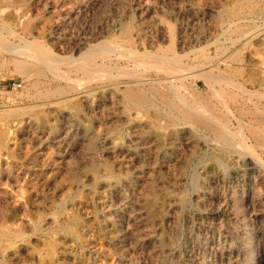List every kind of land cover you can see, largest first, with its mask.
Returning <instances> with one entry per match:
<instances>
[{"label": "rangeland", "instance_id": "rangeland-1", "mask_svg": "<svg viewBox=\"0 0 264 264\" xmlns=\"http://www.w3.org/2000/svg\"><path fill=\"white\" fill-rule=\"evenodd\" d=\"M0 36V264H264V0H0Z\"/></svg>", "mask_w": 264, "mask_h": 264}, {"label": "bare ground", "instance_id": "bare-ground-1", "mask_svg": "<svg viewBox=\"0 0 264 264\" xmlns=\"http://www.w3.org/2000/svg\"><path fill=\"white\" fill-rule=\"evenodd\" d=\"M1 37V36H0ZM24 42H26V41H24ZM23 42V43H24ZM27 43V42H26ZM16 44L14 43V45H11L10 47L11 48H13V46L14 47H17V46H15ZM17 45H19V44H17ZM25 45H27V44H25ZM21 46V45H20ZM102 46H104V45H102ZM25 47V46H24ZM5 48V47H4ZM20 48V47H19ZM25 48H27L28 49V47L26 46ZM30 48V47H29ZM92 48V47H91ZM112 48V47H111ZM114 48V47H113ZM18 49V48H17ZM26 49V50H27ZM93 49V48H92ZM23 50V49H22ZM25 50V49H24ZM24 50H23V52H24ZM29 50V49H28ZM27 50V51H28ZM34 50V49H33ZM36 50H39V49H36ZM89 50H91L90 49V47L86 50L87 52H85V55H87V56H89V58L91 57V58H96V57H98V56H101L102 55V52H101V50H98V49H96V50H98V51H96L95 52V50L93 49L91 52L89 51ZM8 51V53H10V50H7ZM7 51H6V53H7ZM20 52H22L21 50H19ZM27 51L25 52V53H27ZM94 51V52H93ZM104 51V50H103ZM107 51H109V50H107ZM115 51V50H114ZM119 51H121V50H118V52ZM124 51V50H123ZM1 52V51H0ZM17 52H18V50H17ZM20 52H18L17 53V55H21L20 54ZM5 53V52H4ZM25 53H23L24 55H25ZM30 53V52H29ZM109 53V52H108ZM107 53V54H108ZM119 53H121V52H119ZM28 54V53H27ZM30 55V54H29ZM29 55H28V57H29ZM33 55V54H32ZM81 55V54H80ZM15 56V55H14ZM31 56V55H30ZM22 57V56H21ZM25 57V56H24ZM27 56L25 57L26 59L28 58ZM33 57V56H32ZM79 57V56H78ZM78 57H76V58H78ZM9 58V57H8ZM30 58V57H29ZM28 58V59H29ZM45 58V57H44ZM43 58V59H44ZM1 59V58H0ZM15 59V58H14ZM17 59V58H16ZM34 59V58H33ZM48 59V58H47ZM134 59H138V58H134ZM149 59V58H148ZM147 59V60H148ZM18 60H20V59H18ZM42 60V59H41ZM46 60V59H45ZM122 60V59H121ZM127 60V59H126ZM171 60V59H170ZM14 61V60H13ZM35 61V60H34ZM43 61V60H42ZM115 61H116V59H115ZM123 61H124V59H123ZM128 61V60H127ZM150 61V60H149ZM172 61V60H171ZM41 62V61H40ZM46 62V61H45ZM92 62V61H91ZM167 62V61H166ZM10 63V62H9ZM49 63V62H48ZM105 63V62H104ZM164 63H165V60L164 59H162V58H154V60L152 61V64H151V67H152V70H153V74L154 73H158V72H168V67H164ZM169 63V62H168ZM175 63V62H174ZM52 64V63H51ZM78 64V63H77ZM109 64V63H108ZM127 64V63H126ZM129 64V63H128ZM133 64H135V62L133 63ZM147 64H149V63H147ZM167 64V63H166ZM117 65V64H116ZM124 65V64H123ZM146 65V64H145ZM174 65H176L177 66V63L176 64H174ZM14 66V65H13ZM52 66V65H51ZM53 66H55V65H53ZM15 67V66H14ZM132 67V66H131ZM172 67V66H171ZM21 69V68H20ZM51 69V68H50ZM75 71L76 72H79V71H83V72H88L89 71V69L88 68H85V67H79V66H75ZM143 69V68H142ZM147 69V68H146ZM55 70V69H54ZM143 71V70H142ZM73 72H74V70H73ZM147 72V71H146ZM189 72V71H188ZM59 73V72H58ZM138 73V72H137ZM190 73V72H189ZM200 75L201 76H208L209 75V72H201L200 71ZM90 74H92L91 72H90ZM150 74V73H149ZM168 75H167V77H160L158 74V78H154V77H151L152 76V74H151V76L150 77H144V76H139V75H132V77H133V80H132V82H133V84H132V86H127V87H125L126 88V90H127V95H128V98L130 99V100H132L133 102L134 101H136V102H138V103H140V102H142L143 100L142 99H145L144 98V94H143V96H142V93L144 92V87H146V86H148V90L151 92V93H158V94H160V95H164V92H167V90L166 91H164V92H162V91H160V89H162L161 87H162V85L164 86V84H166L167 85V83H172V84H174L173 83V81H179L181 78H182V75H180V74H173V75H169V73H167ZM187 74V73H186ZM194 74V73H193ZM84 75H86V74H84ZM101 75V74H100ZM148 75V74H147ZM146 75V76H147ZM189 75V74H188ZM166 76V75H165ZM185 77L187 76V75H184ZM190 76L191 77H193L192 76V74H190ZM110 77V76H109ZM189 77V76H188ZM196 77V76H195ZM199 78V77H198ZM205 78V77H204ZM221 79V78H220ZM68 80H70V79H68ZM126 80V79H125ZM130 80V79H129ZM226 81V80H225ZM87 82V81H86ZM116 83V82H115ZM114 83V84H115ZM120 83V82H119ZM127 83V82H126ZM176 83V82H175ZM229 83V82H228ZM113 84V85H114ZM121 84V83H120ZM230 84V83H229ZM228 84V85H229ZM116 87H117V85H116ZM165 87V86H164ZM174 87V86H173ZM122 88V87H121ZM172 89V88H171ZM146 90H147V88H146ZM146 90H145V92H146ZM147 90V91H148ZM173 90V89H172ZM171 91V90H170ZM179 92V90L177 91V92H170V94L172 95V99L170 100V103H171V105L173 106V107H175V109H177V110H179V113L181 112V115L183 114V115H185V117L186 116H190L191 117V119H192V117H194L193 119H195V117L198 119V122H199V124H201L202 125V127L204 126V128H206V129H210L212 132H214L215 133V140L218 142V143H220L221 145H223L224 147H225V149L227 150V151H229V150H234V148H235V146H236V144H241V145H243V146H246L247 148H249V150H251V152L253 151V145H255V144H253L252 142H250V138L247 136V135H245V134H243L242 136L243 137H240V138H237L238 136H235L231 131H230V128H229V126H228V124L227 123H225L224 122V120L223 121H221V119L220 118H214V117H211V116H206V117H202V116H198L199 114H198V112H197V108H195V107H191V106H189L188 104H187V102H185L184 100H183V97H182V95H181V93L182 92H180V93H178ZM123 93V92H122ZM121 93V94H122ZM125 94V93H124ZM147 94V93H146ZM253 94V93H252ZM157 95V94H156ZM190 95V94H189ZM248 95V94H247ZM250 95V94H249ZM124 96V95H123ZM122 96V98H124ZM145 96H147V95H145ZM150 96H152V95H150ZM167 96V95H166ZM20 97V96H19ZM126 97V96H125ZM153 97V96H152ZM168 97V96H167ZM171 97V96H170ZM246 97V96H245ZM248 97V96H247ZM12 98V97H11ZM127 98V99H128ZM195 98V97H194ZM197 98V97H196ZM153 99V98H152ZM168 99V98H167ZM186 99V98H185ZM197 99H199V98H197ZM10 100V99H9ZM13 100H15L14 98H12L11 99V101H13ZM146 100V99H145ZM189 100V99H188ZM187 100V101H188ZM203 100V99H202ZM149 101H150V99H149ZM154 101V100H153ZM130 102V101H129ZM128 102V103H129ZM190 102H191V100H190ZM193 102V101H192ZM130 103H132V102H130ZM154 103H155V101H154ZM154 103H151V104H154ZM206 103V102H205ZM135 104V103H134ZM201 104H203V103H201ZM133 105V104H132ZM137 105V104H136ZM150 105V104H149ZM148 105V106H149ZM204 105V104H203ZM211 105V104H210ZM133 106H135V105H133ZM143 106V105H142ZM145 106V105H144ZM154 106V105H153ZM206 106V105H205ZM209 106V105H208ZM207 106V107H208ZM257 106V105H256ZM135 107H137V106H135ZM134 107V108H135ZM140 107V106H139ZM138 107V108H139ZM147 107V106H146ZM214 107V106H213ZM199 108V107H198ZM206 108V107H205ZM169 109V108H168ZM173 109V108H172ZM174 110V109H173ZM207 110V109H206ZM210 110V109H209ZM209 110L207 111V112H209ZM212 110V109H211ZM210 110V111H211ZM261 110V109H260ZM175 111V110H174ZM216 111V110H215ZM255 111V110H254ZM158 112V111H157ZM161 112V111H160ZM177 112V111H176ZM175 112V113H176ZM213 112V111H212ZM217 112V111H216ZM254 113V112H253ZM256 113V112H255ZM254 113V114H255ZM262 114V113H261ZM212 115V114H211ZM256 115H257V113H256ZM213 116V115H212ZM260 116V115H259ZM218 117V116H217ZM169 119H171V118H169ZM190 119V118H189ZM220 119V120H219ZM239 119V118H238ZM243 120V119H242ZM261 120V119H260ZM258 121V120H257ZM193 122V121H192ZM197 124V123H196ZM244 124V123H243ZM235 125V124H234ZM237 125V124H236ZM232 126H233V124H232ZM244 126V125H243ZM247 126V125H246ZM254 126V125H253ZM233 127H235V126H233ZM237 127V126H236ZM248 127V126H247ZM250 127V126H249ZM251 127H252V125H251ZM244 128V127H243ZM254 128V127H253ZM260 128V127H259ZM258 128V129H259ZM238 129V128H237ZM247 129V128H246ZM264 129V128H263ZM235 130V129H234ZM260 130V129H259ZM240 131V130H239ZM234 133H236V131H233ZM247 132H248V130H247ZM258 132V131H257ZM256 131H254L253 132V136H255L258 140L256 141V144H258V146H262L263 148H264V136L262 135V134H259V133H257ZM238 133V132H237ZM260 133H261V131H260ZM249 135V134H248ZM250 136V135H249ZM219 144V145H220ZM240 146V145H239ZM257 146V145H256ZM236 148H237V146H236ZM239 148V147H238ZM241 150H242V146H241ZM240 150V151H241ZM262 150H264V149H262ZM232 152V151H231ZM226 154V153H225ZM241 154H242V152H241ZM242 156V155H241ZM256 156V155H255ZM252 159V158H251ZM263 159V158H262ZM253 160V159H252ZM255 160H258V159H255ZM257 162V161H256ZM258 162H262L263 163V160L261 161L260 159H259V161Z\"/></svg>", "mask_w": 264, "mask_h": 264}]
</instances>
